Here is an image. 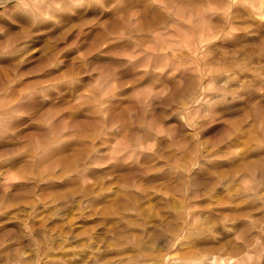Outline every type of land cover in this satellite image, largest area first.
Returning a JSON list of instances; mask_svg holds the SVG:
<instances>
[{
    "label": "clouds",
    "instance_id": "obj_1",
    "mask_svg": "<svg viewBox=\"0 0 264 264\" xmlns=\"http://www.w3.org/2000/svg\"><path fill=\"white\" fill-rule=\"evenodd\" d=\"M0 264H264V0H0Z\"/></svg>",
    "mask_w": 264,
    "mask_h": 264
},
{
    "label": "rangeland",
    "instance_id": "obj_2",
    "mask_svg": "<svg viewBox=\"0 0 264 264\" xmlns=\"http://www.w3.org/2000/svg\"><path fill=\"white\" fill-rule=\"evenodd\" d=\"M49 47L51 48L52 51H55V49L57 47H59V45L56 42H50ZM16 178H17L16 176L9 177V179H11V180H15ZM77 222H79V221L77 220Z\"/></svg>",
    "mask_w": 264,
    "mask_h": 264
}]
</instances>
